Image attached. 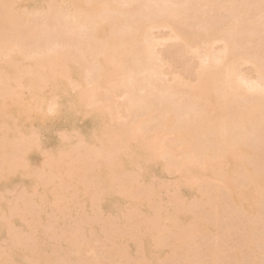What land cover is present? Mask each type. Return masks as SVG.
Wrapping results in <instances>:
<instances>
[{
	"label": "bare ground",
	"instance_id": "bare-ground-1",
	"mask_svg": "<svg viewBox=\"0 0 264 264\" xmlns=\"http://www.w3.org/2000/svg\"><path fill=\"white\" fill-rule=\"evenodd\" d=\"M156 29L193 82H160ZM244 64L264 77V0H0V264H264Z\"/></svg>",
	"mask_w": 264,
	"mask_h": 264
},
{
	"label": "rangeland",
	"instance_id": "rangeland-1",
	"mask_svg": "<svg viewBox=\"0 0 264 264\" xmlns=\"http://www.w3.org/2000/svg\"><path fill=\"white\" fill-rule=\"evenodd\" d=\"M152 33L154 34V38H155V39L153 38L154 40L158 39L157 42L161 40L160 41L161 45H158L159 44V42H158L157 43L158 46L155 47L157 49H154V51L156 50L155 55L157 56V53H158V55L160 54L159 56L162 58L161 61L159 60L160 64L158 62V65L161 66V67L159 66L161 69V72L159 69V72L161 73V75H160L161 77L157 76L156 77L157 80L160 78L161 81L160 80H158V81L162 82V84L166 85V86H172V85L176 84L178 81L185 82V81H188V79H190V78H191L190 80L193 82L194 81L192 78L194 75V74H192L193 68L194 67L195 68L200 67L201 62L204 61V60H201L202 58L199 57V56H201L200 53L198 55V53H195V51L184 52L183 50H181L183 42L181 41V39H177V38L173 39V37H175V36L172 34L170 29L169 30L168 29H156ZM152 36L153 35H151V37ZM164 38H166V39H164ZM162 39H163V41H162ZM223 44L224 43L219 42V43L215 44V46L213 47L216 50V52L218 51L219 55L221 54L220 50L224 49ZM215 50L213 51L214 53H215ZM218 53H216L217 56H219ZM216 54H215V56H216ZM159 56L157 58H159ZM188 67H189V70L192 71V72H190V78H188L189 77V70H187L188 73L186 71H184V69L186 70ZM201 67H202V64H201ZM201 67L199 70L202 69ZM197 68L194 69L193 73H196L195 71H198ZM239 68H241L240 71H241L242 76L244 75V77L241 78L242 76L240 74L239 75L240 78L244 79L245 75H246L248 78L246 77L245 80L246 81L249 80V81H247L249 84L247 83L248 85H245L247 88H245L243 86L242 91L244 90V92H246V90L249 89L250 86H256V85H258V83L261 85L260 87L262 89L264 88V77H262V75H260L258 73L257 68L255 69L253 64H246V65L244 64L243 66H241ZM187 74H188V76H187ZM263 75H264V73H263ZM195 78L196 77L194 75V79ZM190 80L188 82H191ZM255 83H257V84H255ZM249 91L250 90L247 91L248 94H250ZM251 95H253V94H251ZM120 96H122V95H118L119 104H121L120 102H124L123 96L122 97H120ZM127 116L128 115L126 114L125 117H127ZM262 145H260V146L263 148L260 147V149H264V145L263 146ZM212 213H213V209H212ZM240 231H238V233H236L233 236V241H231L230 243L228 241L225 244L224 243L222 244L225 247L226 251H229V249L233 248V246H236V247H242L243 246V244L241 242L242 238L240 239V237H243V235L241 236ZM204 237H205V235L201 234L199 237H197V241L201 242ZM96 246H98V245L96 244ZM242 250H243V248H242Z\"/></svg>",
	"mask_w": 264,
	"mask_h": 264
}]
</instances>
